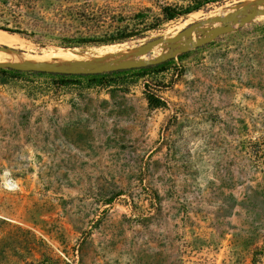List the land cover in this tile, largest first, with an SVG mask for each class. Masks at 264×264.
Masks as SVG:
<instances>
[{
	"label": "rangeland",
	"instance_id": "1",
	"mask_svg": "<svg viewBox=\"0 0 264 264\" xmlns=\"http://www.w3.org/2000/svg\"><path fill=\"white\" fill-rule=\"evenodd\" d=\"M43 1L68 35L143 36L15 34L17 52L175 39L249 0ZM173 60L99 81L0 71V264H264V16Z\"/></svg>",
	"mask_w": 264,
	"mask_h": 264
},
{
	"label": "trees",
	"instance_id": "2",
	"mask_svg": "<svg viewBox=\"0 0 264 264\" xmlns=\"http://www.w3.org/2000/svg\"><path fill=\"white\" fill-rule=\"evenodd\" d=\"M206 1V0H204ZM212 3L216 1H211ZM208 3V2H207ZM44 5L43 0H0V30L8 32L10 34H19L30 40L40 41L45 43H54L57 46L63 48H73L78 46L96 45V44H115L129 41L133 38H139L143 36L142 30L130 29L129 27L119 28L113 32L110 36H105V39H99L93 36H72L64 33L69 30L61 31L56 28V21H62L63 24L68 25L67 17L64 15H53L47 17L48 11ZM164 13L166 20L173 21L179 16L180 13H176L175 10L165 8ZM76 16V15H74ZM62 17V18H61ZM141 20L144 19V15H139ZM72 28V27H70ZM184 56V55H183ZM174 60L162 63L156 66H149L140 69L122 70L104 74H93V75H63V74H51V73H39V72H23L12 69H2L1 72L5 73H31L36 75H50L56 76L63 79L68 78H88L94 81L100 79H106L107 77H115L121 74L137 73L139 75H145L148 71L153 69L163 68ZM152 107L160 108L161 101L155 100L152 97L150 100Z\"/></svg>",
	"mask_w": 264,
	"mask_h": 264
},
{
	"label": "water",
	"instance_id": "3",
	"mask_svg": "<svg viewBox=\"0 0 264 264\" xmlns=\"http://www.w3.org/2000/svg\"><path fill=\"white\" fill-rule=\"evenodd\" d=\"M262 16H264V0H249L244 4L236 6L234 8V11L227 14L226 16L208 19L206 21L198 22L194 25L189 26L175 39H166L164 37L152 39L145 45L139 47V57H137V59L123 60L114 65H104L87 69L69 68L63 64L57 63L22 64L16 62H0V68L23 72H39L63 75H93L156 66L167 61L177 59L194 48H199L207 45L220 38L221 36L235 31L238 27H243ZM215 24L221 25L210 27V25ZM197 33H203L205 34V36L194 40L193 36ZM184 40H186V42H184ZM162 44H166L169 47H172L174 44H179V47L176 50L171 51L158 58L148 60L140 59L141 56L149 55L155 48ZM0 49L8 50L9 48L0 47Z\"/></svg>",
	"mask_w": 264,
	"mask_h": 264
},
{
	"label": "bare ground",
	"instance_id": "4",
	"mask_svg": "<svg viewBox=\"0 0 264 264\" xmlns=\"http://www.w3.org/2000/svg\"><path fill=\"white\" fill-rule=\"evenodd\" d=\"M232 11V10H231ZM228 13H221L226 16ZM170 37H166L169 39ZM164 45V44H162ZM0 46L8 47V50L0 49V62H16L22 64L33 63H57L69 68H95L104 65H114L123 60H135L139 57L137 45L125 44L121 46H107L95 48L88 52L81 53L77 49L55 48L45 56H32L27 53H20L24 47V40L17 35L9 34L0 30Z\"/></svg>",
	"mask_w": 264,
	"mask_h": 264
}]
</instances>
